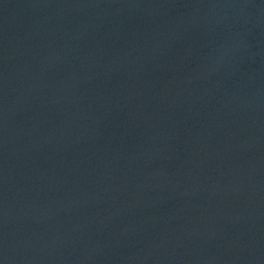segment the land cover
<instances>
[{
    "label": "water",
    "instance_id": "95a60500",
    "mask_svg": "<svg viewBox=\"0 0 264 264\" xmlns=\"http://www.w3.org/2000/svg\"><path fill=\"white\" fill-rule=\"evenodd\" d=\"M0 264H264V0H0Z\"/></svg>",
    "mask_w": 264,
    "mask_h": 264
}]
</instances>
